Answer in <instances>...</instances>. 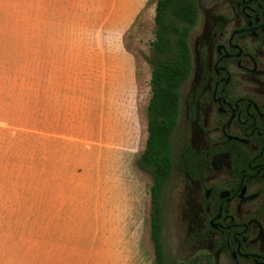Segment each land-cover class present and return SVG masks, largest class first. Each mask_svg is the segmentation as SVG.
I'll list each match as a JSON object with an SVG mask.
<instances>
[{
    "label": "rangeland",
    "instance_id": "374dc122",
    "mask_svg": "<svg viewBox=\"0 0 264 264\" xmlns=\"http://www.w3.org/2000/svg\"><path fill=\"white\" fill-rule=\"evenodd\" d=\"M77 1L0 0V239L22 237L29 224L44 216L45 206L89 204L93 211L78 216L97 222L111 220L110 214L121 222L125 256L121 260L112 255L110 264H154L150 234L152 178L136 163L148 137L153 69L150 58L158 0L148 3L124 37V45L135 56L139 70L137 111L141 125L135 136L128 130L125 150L112 149L107 154L110 191L104 197H88L87 201L83 197L61 195L75 193L77 185L90 186L92 182L86 179L87 174L84 178L77 175V171L83 169L76 164V159L65 157L66 162L62 163L61 153L71 151L69 148H61V145L54 149V138L39 132L41 107L58 99L54 93L60 88L47 81V70L55 69L53 64L50 69L47 64L48 57L54 56L53 48L60 50L61 46L74 45L81 50V46L95 39L86 37L87 22L79 19ZM82 137L80 133H65L59 136V144ZM173 141L174 153L179 159L183 146L178 135ZM119 151L123 154H118ZM55 153H59V160ZM179 180L176 168L164 192L163 241L168 259L174 262L185 261L177 256L178 241L173 225ZM102 182L107 184L106 180H96L92 185L98 188ZM97 206H104L106 212L99 213ZM102 244L99 241L97 247ZM90 264L108 262L99 260Z\"/></svg>",
    "mask_w": 264,
    "mask_h": 264
},
{
    "label": "flooded vegetation",
    "instance_id": "af4514ba",
    "mask_svg": "<svg viewBox=\"0 0 264 264\" xmlns=\"http://www.w3.org/2000/svg\"><path fill=\"white\" fill-rule=\"evenodd\" d=\"M195 1L192 69L174 133L184 162L177 256L264 264V0Z\"/></svg>",
    "mask_w": 264,
    "mask_h": 264
},
{
    "label": "crops",
    "instance_id": "0c3cea01",
    "mask_svg": "<svg viewBox=\"0 0 264 264\" xmlns=\"http://www.w3.org/2000/svg\"><path fill=\"white\" fill-rule=\"evenodd\" d=\"M150 1L78 0L79 19L87 22L86 37L95 39L81 50L74 45L53 48L54 56L48 57L49 69L51 64L55 69L47 70V81L60 88L54 93L58 99L41 107L39 132L54 138V149L62 145L71 150L61 153L62 163L65 157L76 159L83 169L77 171L80 178L87 174L89 183L107 182L98 188L83 183L77 185L76 194L70 191L62 196L85 201L95 195L104 197L111 179L107 154L112 149H126L128 130L134 136L138 132L139 70L124 37ZM65 133L84 137L59 144V136ZM54 155L59 160V153ZM89 211H93L89 204L45 206L44 216L29 224L22 237L0 239V264H90L99 260L110 264L112 255L122 260L120 220L110 214L111 220L97 222L78 216ZM96 211L106 212L104 206H97ZM99 241L103 244L97 247Z\"/></svg>",
    "mask_w": 264,
    "mask_h": 264
},
{
    "label": "trees",
    "instance_id": "16d2710c",
    "mask_svg": "<svg viewBox=\"0 0 264 264\" xmlns=\"http://www.w3.org/2000/svg\"><path fill=\"white\" fill-rule=\"evenodd\" d=\"M198 18L195 0H158L155 16V40L152 42V96L148 106V137L137 160L140 170L152 178L150 190V234L154 246V264H203L197 260L174 262L166 254L164 229V192L173 171L183 165L176 159L173 136L178 125L180 88L192 69L190 29ZM188 147L183 155L188 158Z\"/></svg>",
    "mask_w": 264,
    "mask_h": 264
}]
</instances>
